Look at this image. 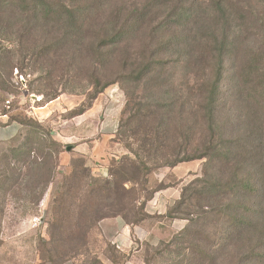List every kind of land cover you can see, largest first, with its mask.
Listing matches in <instances>:
<instances>
[{
	"label": "rangeland",
	"instance_id": "rangeland-1",
	"mask_svg": "<svg viewBox=\"0 0 264 264\" xmlns=\"http://www.w3.org/2000/svg\"><path fill=\"white\" fill-rule=\"evenodd\" d=\"M95 1L98 6L81 24L64 16L27 32L22 42L15 33L12 51L4 57L6 66L2 68L10 71L14 87L0 93V112H7L10 118L29 119L32 125H23L15 138L0 144V264H94L96 260L119 264L126 262L128 255L125 264L172 261L176 252L164 251V244L190 224L189 219L182 218L185 207L177 212L176 201L172 202L166 212L171 209L175 214L168 218L166 212L150 214L148 209L159 190L181 191L202 177L206 161L221 152L217 149L207 157L175 166H151L150 170L144 163L153 164L155 159L150 158L154 157L182 158L203 148V143L219 140L228 145L223 153L230 149V157L214 161L210 172L214 178L234 179L239 135L254 148L253 166L260 168L264 162V100L257 86L259 77L255 73L249 87L236 91L240 60H252L264 47V22L255 18L247 19V26L242 23L243 32L237 38L236 2L251 8L252 16L264 17V0H226L223 12H211L209 18L204 14L210 1L206 0L197 18L182 27L175 25L171 16L177 9L189 7L193 0ZM73 2L49 0L54 8ZM142 13L141 28L131 40L117 48H99L101 37L129 25L133 16ZM202 18L208 24H199ZM216 37L225 40L226 54L217 108L218 130L213 135L204 117L206 101L199 88L204 68L209 72L218 60ZM47 44L53 46L49 54L43 51ZM190 50L195 57L189 58L190 64L185 67L179 58L188 59ZM41 51L37 59L34 54ZM200 54L203 62L198 59ZM140 60L168 64L136 83L125 76ZM46 77L53 79L60 94L44 103L46 97L36 87ZM98 79L102 84L110 83L92 98L93 83ZM126 92L137 100L144 114L154 112L142 127L154 135L158 122L166 126L164 152L145 153L140 146L143 137L126 140L119 134L128 101ZM160 103L169 105L162 111L156 107ZM88 104L91 107L79 114ZM128 143L132 148L126 147ZM127 153L130 161L121 164ZM208 204L195 208V215L201 214L206 221L213 217L205 213L210 211ZM146 214L154 216V223L163 216L169 223L184 219L185 225L171 238L160 235L163 239L159 242L157 234L151 240L138 238L130 249L120 251L114 230L105 225L107 220L123 217L128 223H138ZM37 215H43V222L33 227L32 219ZM208 236L195 241L208 247L219 242L218 233L208 232ZM157 250L164 251L163 255H157ZM227 253L230 260L223 264L236 260V243L218 255Z\"/></svg>",
	"mask_w": 264,
	"mask_h": 264
},
{
	"label": "trees",
	"instance_id": "trees-1",
	"mask_svg": "<svg viewBox=\"0 0 264 264\" xmlns=\"http://www.w3.org/2000/svg\"><path fill=\"white\" fill-rule=\"evenodd\" d=\"M73 3H63L59 8H54L50 5L49 0H0V93L9 92L14 87L11 82V78L8 70H4L2 66H6L3 62L4 57L12 51L11 44H13V35L18 33V40H25L24 37L27 32H31L33 29H37L41 26L47 25L52 19L58 21L62 17H66L72 23L81 24L89 15V11L97 7L98 2L95 0H81L80 2L74 0ZM206 0H193L192 4L185 9H177L172 18L175 19L174 24L182 27L189 21H194L199 10L203 7ZM100 4V3H99ZM208 9L205 7L204 14L207 18L210 17L211 12L216 15L223 12V9L227 7L226 0H210L206 3ZM145 15L142 13L140 16L135 15L130 20V24H125L120 28L114 29L113 32L106 36L101 37L99 42V48H117L118 45L123 44L127 39L131 40L132 37L137 34L141 28V18ZM89 18V17H88ZM255 18L258 22L263 21L264 17L252 16V9L243 6L240 1L236 2V36L240 37L243 32L242 23H245L247 19ZM262 18V20L260 19ZM199 24H208L205 18L199 21ZM140 25V26H139ZM264 25V23H263ZM53 29V24L50 25ZM247 26V23H245ZM214 32V31H213ZM236 38V47L238 41ZM215 41L219 44L216 64L210 68L209 72L204 68V77L201 81L200 91L203 96L207 122L209 129L215 135L217 129V108L221 93V80L223 76V68L225 63V40L219 37L215 38ZM15 43V42H14ZM10 45V46H9ZM45 53H50L52 49L51 45H45ZM119 47V46H118ZM43 51L35 52L34 56L38 59ZM239 52V47H238ZM188 59L185 58L180 62L183 66L190 64L189 58L195 57L194 52H188ZM181 57V56H180ZM238 54L236 52V59ZM198 59L203 62L204 56L200 54ZM179 62V61H178ZM168 64L164 62L160 64L158 62H152L149 60H140L134 64L133 69L126 74V78L136 83H142L145 79L149 78L153 74L157 73L162 67ZM11 67L12 69V65ZM256 73L259 77L257 86L262 89V97L264 100V47L260 48L256 52V57L252 60L246 58L240 60L236 68V91H241L251 85L252 76ZM148 82H151L149 80ZM110 82H102L98 79L94 81L95 93L92 98L96 97V93L103 91ZM39 93H42L46 97L47 103L58 97L60 92L56 89L55 83L51 77L41 78L40 83L36 87ZM128 101L123 111V118L121 121V129L119 134L126 140L129 138L139 139L143 141L141 148L145 153L164 152L166 149V143L164 139L166 126L163 122H158L155 127V134L153 135L151 130L141 126L142 122L147 123L148 117L152 119L154 112L149 111L148 114H144L139 107V103L128 92ZM44 97L40 100L43 101ZM44 103L42 105H44ZM165 103V102H164ZM168 103L156 104V107H160L162 111L166 110ZM88 104L84 106L78 113H83L86 109L90 108ZM4 114H8L4 112ZM146 119V120H145ZM10 120L19 122L23 125H32L29 119H22L21 117H11ZM21 132V131H20ZM241 135L236 136V175L234 179H221L214 178L210 171L214 166V161H220L222 159L227 160L230 157V149L228 152L223 153L225 147H228L224 141L210 140L208 143H203V148L192 150L191 154H186L182 158H176L171 160L166 156L158 160L156 157L153 164L145 162L144 168L151 169V166L171 165L175 166L181 161L192 160L195 158L207 157L209 153L220 150L221 155L216 158H209L206 161L204 172L202 177L196 178L188 185L184 186L181 190L180 198L176 201L175 211L185 207L182 218L190 220V224L185 229L175 236L171 242L164 244L169 254L176 252V258L174 260H165L162 264H223L227 263L230 259L228 254L218 255L219 252L227 250L234 243H236V260H232L231 264H264V162L262 165H257V168L251 163L253 158L254 148L251 147V143L248 140H243ZM152 140V141H151ZM126 147L132 148L131 143H128ZM261 147V146H260ZM133 151V150H132ZM135 156H140L139 152H134ZM120 161L121 164L129 162L130 157L128 153L124 155ZM207 202L208 209L205 213H209L212 219L210 221L203 220L201 214L195 215V208ZM178 212V211H177ZM169 214V215H168ZM170 210L166 212L165 217L173 216ZM194 216L190 218L192 215ZM164 215V214H163ZM150 214L141 219L140 222H132L130 224H145L149 223V226L154 224V219ZM200 217V218H198ZM123 218V217H122ZM164 217L159 216L156 221L162 220ZM124 219V218H123ZM149 220V221H148ZM152 220V221H151ZM212 220V221H211ZM124 221H126L124 219ZM128 223V221H126ZM216 223L218 225H216ZM215 225V228H213ZM212 229V230H211ZM208 232L218 233L219 242L213 247L201 246L195 240L201 241V237L205 236L209 239ZM195 234H199L196 237ZM171 246H174L173 250ZM120 250V249H119ZM121 251V250H120ZM164 251L157 250V255H163ZM189 251V252H188ZM118 252V251H117ZM126 262L129 255L125 256ZM114 262V261H112ZM125 261L119 264H125ZM94 264H102V262L96 260Z\"/></svg>",
	"mask_w": 264,
	"mask_h": 264
},
{
	"label": "crops",
	"instance_id": "crops-1",
	"mask_svg": "<svg viewBox=\"0 0 264 264\" xmlns=\"http://www.w3.org/2000/svg\"><path fill=\"white\" fill-rule=\"evenodd\" d=\"M21 130L22 125L19 122L10 120L8 114L0 112V144L12 140L20 133ZM165 190L167 189L159 190L157 192L156 197L151 204L152 206L150 205V209H148L150 214L158 212L163 215L166 212L167 206L180 198V188H177L176 193H169ZM171 221L172 222L169 223L165 219L164 221L162 219L149 226V223L145 224L146 222L143 224H130L124 221L122 217H118L107 220L105 225L108 229L114 230V241L117 244V247L121 251H126L131 248L132 243L138 238L142 240H151L153 237L152 235L157 234L159 236V242L163 239L160 235L171 238L185 225L184 219H179L175 223H173V220Z\"/></svg>",
	"mask_w": 264,
	"mask_h": 264
},
{
	"label": "built area",
	"instance_id": "built-area-1",
	"mask_svg": "<svg viewBox=\"0 0 264 264\" xmlns=\"http://www.w3.org/2000/svg\"><path fill=\"white\" fill-rule=\"evenodd\" d=\"M38 99H41V98L38 97ZM10 102H11V100L8 99L7 103L10 104ZM42 222H43V215L34 216L33 219H32L33 227L39 226Z\"/></svg>",
	"mask_w": 264,
	"mask_h": 264
},
{
	"label": "water",
	"instance_id": "water-1",
	"mask_svg": "<svg viewBox=\"0 0 264 264\" xmlns=\"http://www.w3.org/2000/svg\"><path fill=\"white\" fill-rule=\"evenodd\" d=\"M35 97V96H34Z\"/></svg>",
	"mask_w": 264,
	"mask_h": 264
}]
</instances>
